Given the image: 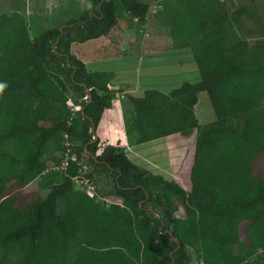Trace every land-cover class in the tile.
<instances>
[{"label":"trees","instance_id":"obj_1","mask_svg":"<svg viewBox=\"0 0 264 264\" xmlns=\"http://www.w3.org/2000/svg\"><path fill=\"white\" fill-rule=\"evenodd\" d=\"M154 2L157 22L170 30L174 49L191 51L200 79L169 93L122 95L125 134L138 146L196 133L191 191L137 166L126 147L97 154L100 139L92 142L122 91L110 88L114 73L90 71L73 44L104 37L109 43L96 57H120L124 33L144 30L151 5L92 0L90 10L34 37L28 18L0 14V264H191L189 248L198 264H264V169L257 168L264 24L251 44L231 29L243 16L260 24L257 9L230 13L222 0ZM203 95L215 114L204 125L197 114ZM82 173L94 184L111 182L90 196L76 187ZM36 180L46 194L9 193L10 183L25 188ZM107 196L123 203L109 204ZM178 203L184 218L175 216Z\"/></svg>","mask_w":264,"mask_h":264},{"label":"rangeland","instance_id":"obj_2","mask_svg":"<svg viewBox=\"0 0 264 264\" xmlns=\"http://www.w3.org/2000/svg\"><path fill=\"white\" fill-rule=\"evenodd\" d=\"M141 1L145 4H152L150 8H153L150 11L144 33L141 34L135 29L124 33L123 42L129 44V50L122 51V48V50L118 51L117 55H122L120 57L100 58L98 57L99 53L109 43L106 38L101 37L85 43H74L73 50L77 53V56L81 60L88 61L87 67L90 71L114 73V85H127L135 91L137 97H142L148 89H158L164 93H169L185 82L198 83L200 75L191 51L188 49L182 50L183 52L179 53L182 55L184 53L186 58H183L179 64L177 61H174L175 51H173L174 46L170 30L161 27L154 15L158 10L156 3L154 0ZM222 1L230 13L241 6H250L251 9H257L260 24L243 16L241 18L242 26L238 27L235 25L236 27L232 28L231 32L234 39H247L251 44L260 39L262 35L261 24H264V0ZM91 7L92 0H0V14L17 12L28 18L29 25L32 27V37L49 28L57 27L66 19L90 10ZM156 33L163 34L161 35V41H153L152 36L156 35ZM146 34H148V37H144ZM144 39L151 45L147 47V50H144L146 54L141 53ZM143 59L144 61H150V63L144 62ZM142 63L143 67L140 65ZM113 103V110L105 111L104 123L99 125L100 127L97 130V136L100 139V149L97 154L101 153L104 147L110 145L109 142L115 143V145H111L117 147H122L121 142L123 138L127 142L124 113L129 108V103L122 94H119ZM68 104L73 110L80 108L73 98L68 99ZM197 114L203 125L215 120L213 108L206 95H203L200 99ZM107 129L114 132L112 134L113 138L106 137ZM195 141L196 133L186 137L181 134H174L131 149L129 156L137 166L149 170L154 174H161L169 180L181 182L185 190L191 191V170L194 163ZM125 147L127 148V146ZM66 165V160H63V169H65ZM261 167L264 169V156L257 163V168L260 169ZM75 183L78 189L85 188L88 194H94L96 187L105 188L107 184L106 180L100 179L94 184V182L84 176V173L76 178ZM40 184L41 182L36 180L25 188H17L14 184L10 183L9 193L12 195L16 194L22 199H25L29 194H46L47 190L43 189ZM105 200L109 204L123 203L122 198L117 196H107ZM59 204H61V201ZM178 205L179 209L175 212V216L184 218L183 206L180 203ZM162 209L159 208V210ZM158 212L159 214L161 213L160 211ZM247 226L248 224L246 223L241 227L242 250L249 244L246 236ZM189 252L191 254V264H198L199 260L196 252L192 248H189Z\"/></svg>","mask_w":264,"mask_h":264},{"label":"crops","instance_id":"obj_3","mask_svg":"<svg viewBox=\"0 0 264 264\" xmlns=\"http://www.w3.org/2000/svg\"><path fill=\"white\" fill-rule=\"evenodd\" d=\"M152 5V4H151ZM153 8V7H152ZM152 8H151V10H152ZM127 32H129V31H127ZM145 31L144 30H140V33L142 34V33H144ZM148 34H146V36H144V37H148L147 36ZM161 35H163V34H158V33H156V35H154V36H152V38H153V41H161ZM143 37V36H142ZM144 42H142L143 43V48H141V53H145L144 52V50L146 49L147 50V47L148 46H151L150 44H148V42H146V40L144 39L143 40ZM124 45H123V51H126V50H129L130 49V47H129V44L127 43V42H124L123 43ZM126 48V49H125ZM182 50H185V49H173V51H175V55H174V61H177V63L179 64V63H181V61L183 60V58H186V56H185V54L183 53V55L182 54H180L179 52H183ZM187 50V49H186ZM146 54V53H145ZM149 54H151V53H149ZM149 57H151V56H149ZM83 60V59H82ZM84 61V60H83ZM143 61H144V59H143ZM155 61H157V60H155ZM85 63H86V66L88 65V61H84ZM144 62H146V63H150V61H144ZM142 67H143V63L142 64H140ZM141 67V68H142ZM88 68V67H87ZM90 70V69H89ZM92 71V70H91ZM101 72H104V71H101ZM115 75V74H114ZM114 79H115V76H114ZM114 81V80H113ZM113 85H111V86H120V89H118V90H120V91H122V92H118L117 93V96H119V94H122V95H124V94H132V95H134V96H136L135 95V91L133 90V89H130L127 85H114V83H112ZM132 91V92H131ZM137 97V96H136ZM113 109H109L108 111H112ZM107 115V114H106ZM105 116V113H104V115H103V118H102V120H101V123H100V125L101 124H103L104 122H103V119L105 118L104 117ZM100 127V126H99ZM106 132H107V134H106V137H109V138H113V131H111L110 129H107L106 130ZM127 139V138H126ZM113 140V139H112ZM125 140H124V138H123V140H122V142H121V144H122V147H125V146H127V153H128V156H129V152H131V149H134V148H138L139 146H141V145H143V144H141V145H138V146H129V144H128V142H124ZM152 142V141H151ZM110 143V145L111 144H113V145H115V143H113V142H109ZM144 144H146V143H144ZM133 153H135V152H133ZM129 158H130V156H129ZM131 161H132V159H131ZM133 162V161H132ZM134 163V162H133ZM159 175H161V174H159ZM163 176V175H162ZM163 177H165V176H163ZM166 178V177H165ZM167 179V178H166ZM167 180H169V179H167ZM181 183V182H180ZM182 185V184H181ZM183 186V185H182Z\"/></svg>","mask_w":264,"mask_h":264},{"label":"water","instance_id":"obj_4","mask_svg":"<svg viewBox=\"0 0 264 264\" xmlns=\"http://www.w3.org/2000/svg\"><path fill=\"white\" fill-rule=\"evenodd\" d=\"M150 11H151V8H150ZM63 29V27L61 28V30ZM85 88H86V93L88 94V96H89V99L91 100V94H90V90L89 89H87V87L85 86ZM110 88L111 89H114V90H118V89H120V86H110ZM93 131H94V129H93ZM98 139V136L96 135V133H94V138H93V141L92 142H95L96 140ZM178 248H180V245L178 246Z\"/></svg>","mask_w":264,"mask_h":264},{"label":"flooded vegetation","instance_id":"obj_5","mask_svg":"<svg viewBox=\"0 0 264 264\" xmlns=\"http://www.w3.org/2000/svg\"><path fill=\"white\" fill-rule=\"evenodd\" d=\"M108 181H110V182H111V180H110V179H108V180L106 179V182H108Z\"/></svg>","mask_w":264,"mask_h":264},{"label":"built area","instance_id":"obj_6","mask_svg":"<svg viewBox=\"0 0 264 264\" xmlns=\"http://www.w3.org/2000/svg\"><path fill=\"white\" fill-rule=\"evenodd\" d=\"M90 196H93L94 194L92 193V194H89Z\"/></svg>","mask_w":264,"mask_h":264}]
</instances>
